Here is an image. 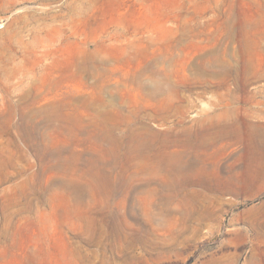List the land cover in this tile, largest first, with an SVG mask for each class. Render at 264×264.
Wrapping results in <instances>:
<instances>
[{"label":"rangeland","instance_id":"374dc122","mask_svg":"<svg viewBox=\"0 0 264 264\" xmlns=\"http://www.w3.org/2000/svg\"><path fill=\"white\" fill-rule=\"evenodd\" d=\"M0 264H264V0H0Z\"/></svg>","mask_w":264,"mask_h":264}]
</instances>
